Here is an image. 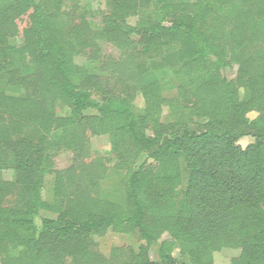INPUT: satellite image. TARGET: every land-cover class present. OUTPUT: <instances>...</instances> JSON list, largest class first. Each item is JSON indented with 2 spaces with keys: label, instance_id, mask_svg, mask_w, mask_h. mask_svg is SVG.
Masks as SVG:
<instances>
[{
  "label": "trees",
  "instance_id": "1",
  "mask_svg": "<svg viewBox=\"0 0 264 264\" xmlns=\"http://www.w3.org/2000/svg\"><path fill=\"white\" fill-rule=\"evenodd\" d=\"M77 1L0 0V253H16L1 264H99L88 239L109 229L140 242L126 264H179L176 247L191 264H213L226 248L240 251L230 264H264V0H157L160 20L136 30L127 19L147 0H104L99 38L119 52L104 56L107 76L74 63L90 46L87 27L60 12ZM235 65L228 80L223 73ZM162 75L187 77L189 86L167 99ZM162 106L171 124L160 121ZM58 130L68 147L87 134L110 135L114 163L78 157L56 172L65 208L53 221L38 216L43 177L55 171L49 137ZM245 137L254 142L242 149ZM109 168L125 174L120 196L109 193L114 200L100 187Z\"/></svg>",
  "mask_w": 264,
  "mask_h": 264
},
{
  "label": "rangeland",
  "instance_id": "2",
  "mask_svg": "<svg viewBox=\"0 0 264 264\" xmlns=\"http://www.w3.org/2000/svg\"><path fill=\"white\" fill-rule=\"evenodd\" d=\"M148 2L139 10L137 16H131L127 19V26L136 30V25L143 21L158 22L160 20V14L158 12L159 5L157 0H147ZM104 0H78L75 5H64L61 7L62 18L64 21L72 26H86L84 31V39L90 41V46L79 48L74 53V63L77 67L85 69L89 74L95 76L104 75L101 68L105 55L117 56L118 50L110 43L105 42L99 38L101 32L105 30V15L107 10L105 9ZM51 13L53 11H50ZM231 18V17H230ZM232 19V18H231ZM261 27H264V21L261 23ZM139 29V28H138ZM142 36V30L139 29L135 34L131 33L132 41L139 43ZM92 42V43H91ZM11 46H17L21 41L10 39ZM228 80L237 77V66L235 65L232 70H227L223 73ZM104 76H107L105 74ZM161 76V84L167 99L172 98L175 90L179 87H188L189 78L180 75H168L163 80ZM76 84V80H73ZM115 89L114 91H117ZM239 96L247 100L249 98V91L246 86L238 87ZM135 105L142 109L144 107V100L140 93L135 96ZM66 107L64 112L59 116L65 118L69 116ZM249 120L257 118L256 113L248 114ZM160 121L163 124H171L170 112L167 106H162L160 113ZM192 129H194L192 127ZM71 131H69L70 133ZM65 132L58 130L54 132L50 137V153L54 154L55 171L52 173H46L43 177V184L40 190V203H39V219L58 220L61 212L63 211L64 202L60 197L56 196L55 190V174L60 173L71 168L75 159L83 157L82 160L96 161L103 159L107 164H113V142L108 134H93L88 135L87 138L80 141L76 145L65 146L61 139L64 137ZM254 140L251 137H245L241 139L237 145L242 149H245L248 145L252 144ZM180 168L182 177H186V165L182 156L179 155ZM109 164V165H110ZM111 167V166H110ZM4 180L12 181L13 173L11 171L4 172ZM125 181V174L123 172L115 171L113 168L108 169V176L106 179L101 180L100 187L104 194L114 200L119 197L118 192H114L115 189L123 184ZM114 193L112 196L109 193ZM168 240V236L164 235L163 240ZM91 241V250L96 252L100 258L99 264H126L128 262L127 251H137L140 246V242L137 238L130 233L117 232L114 230H107L99 235H93L89 237ZM158 248L153 246L149 251V260L153 263L158 262ZM16 253L10 246H6L5 250L0 253V264L12 258ZM240 251L234 249H223L220 252L213 254V264H230V261L239 256ZM173 256L179 264H191L190 257L187 254H181L178 247L175 248ZM116 257V258H115ZM66 260V259H65ZM115 262V263H114ZM123 262V263H122ZM74 263V262H73ZM71 263V264H73Z\"/></svg>",
  "mask_w": 264,
  "mask_h": 264
}]
</instances>
